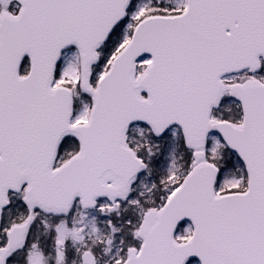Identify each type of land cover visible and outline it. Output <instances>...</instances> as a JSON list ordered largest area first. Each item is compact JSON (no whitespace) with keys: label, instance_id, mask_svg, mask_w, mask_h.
<instances>
[{"label":"snow or ice","instance_id":"snow-or-ice-1","mask_svg":"<svg viewBox=\"0 0 264 264\" xmlns=\"http://www.w3.org/2000/svg\"><path fill=\"white\" fill-rule=\"evenodd\" d=\"M0 264H264V0H0Z\"/></svg>","mask_w":264,"mask_h":264}]
</instances>
